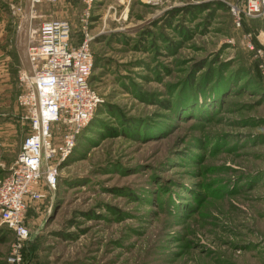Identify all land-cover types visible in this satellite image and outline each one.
<instances>
[{"label": "rangeland", "instance_id": "374dc122", "mask_svg": "<svg viewBox=\"0 0 264 264\" xmlns=\"http://www.w3.org/2000/svg\"><path fill=\"white\" fill-rule=\"evenodd\" d=\"M0 3V52L20 55L0 57L1 181L29 133L17 77L40 22L28 0ZM244 4H41L73 42L91 36L101 99L28 205L18 262L0 222V264H264V5L237 25Z\"/></svg>", "mask_w": 264, "mask_h": 264}, {"label": "built area", "instance_id": "2783aa9c", "mask_svg": "<svg viewBox=\"0 0 264 264\" xmlns=\"http://www.w3.org/2000/svg\"><path fill=\"white\" fill-rule=\"evenodd\" d=\"M28 1L32 19L37 16L38 5L54 6L59 0ZM83 1L89 4L92 0ZM263 5L264 0H245L240 11L231 6L235 23L239 25L243 17L256 16ZM91 39L82 32L79 40L73 42L68 20L51 17L39 23L27 47L28 69L18 73L16 102L29 133L0 181V222L16 236L11 261H19L21 242L28 236V205L44 197V186H54L57 169L53 162L59 154L66 155L100 103L90 82L94 63ZM55 131H60L59 142L54 141Z\"/></svg>", "mask_w": 264, "mask_h": 264}, {"label": "crops", "instance_id": "0c3cea01", "mask_svg": "<svg viewBox=\"0 0 264 264\" xmlns=\"http://www.w3.org/2000/svg\"><path fill=\"white\" fill-rule=\"evenodd\" d=\"M15 1H17V0H15ZM28 4H29V1H28ZM60 4V3H59ZM58 4V5H59ZM44 5V4H43ZM43 5H38L37 7H36V17L39 19V22H41L42 20H45V19H50L51 17H55V15H56V13H57V11H56V9L55 10H53V11H50V9H49V7H47L46 5V7L45 6H43ZM58 5H55V6H53V5H51V9H53L54 7H56V6H58ZM4 7H2V5H1V3H0V19L2 20H4V18L6 19V17L4 16V15H6L8 12H7V10H5V9H3ZM39 8V9H38ZM6 24H7V20H6ZM1 36H2V34L0 33V40L2 39L1 38ZM3 39H5V37L3 38ZM6 40H8V36L6 35ZM7 42V41H6ZM5 46V45H4ZM1 47H2V45H1ZM1 50V49H0ZM7 53H9V54H12L13 56H15V55H17V56H20L19 55V52H17L16 53V51H15V49H12L11 50V52H6L5 51V53L3 54V52H0V57L2 56V55H7Z\"/></svg>", "mask_w": 264, "mask_h": 264}, {"label": "trees", "instance_id": "16d2710c", "mask_svg": "<svg viewBox=\"0 0 264 264\" xmlns=\"http://www.w3.org/2000/svg\"><path fill=\"white\" fill-rule=\"evenodd\" d=\"M91 77V76H90ZM97 110V109H96Z\"/></svg>", "mask_w": 264, "mask_h": 264}]
</instances>
